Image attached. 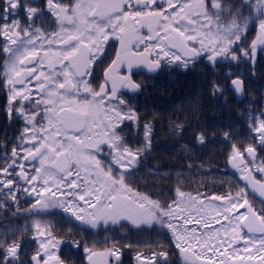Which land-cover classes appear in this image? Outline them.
<instances>
[{"label": "snow or ice", "instance_id": "snow-or-ice-1", "mask_svg": "<svg viewBox=\"0 0 264 264\" xmlns=\"http://www.w3.org/2000/svg\"><path fill=\"white\" fill-rule=\"evenodd\" d=\"M0 38V218L59 217L0 227V264H75L72 250L81 248L87 264H126L128 252L130 264H171L173 245L185 264H264V106L256 98L264 88H252L264 80V0H0ZM109 41L118 42L114 55ZM139 67L150 80L209 71L207 97L222 107L228 93L252 95L236 110L246 143L231 123L191 129L201 148L219 135L243 186L207 197L179 183L172 195L141 191L149 186L136 174L159 147L162 114L142 110L138 97L154 84L134 79ZM192 101L193 110L203 107ZM168 127L178 139L190 130L175 120ZM191 151L182 144L173 166L191 169L180 163L197 158ZM146 171L153 181L172 179L161 164ZM249 190L260 194L259 207ZM132 228L163 238L105 236L92 247L77 239V229ZM100 243L104 250H94Z\"/></svg>", "mask_w": 264, "mask_h": 264}, {"label": "trees", "instance_id": "trees-1", "mask_svg": "<svg viewBox=\"0 0 264 264\" xmlns=\"http://www.w3.org/2000/svg\"><path fill=\"white\" fill-rule=\"evenodd\" d=\"M209 71L203 74L197 73H161L154 79L150 80V86L142 96L138 97L140 105H147L149 111L156 109L162 115L157 118L155 123V137L154 140L159 147L153 149V155L144 161L143 167L136 174L137 181L143 177L148 183V188H142L141 191H149V189L159 190L161 187L168 195L174 194V189L177 184L181 186V190L185 193H190L192 196H197L199 193L202 197L210 196L211 194H223L225 191L234 190L229 188V185L234 187L243 186L240 182V173L238 170L233 169L231 165L226 163V155L221 152L227 147L224 143L219 142V135L217 136V143L209 144L206 148L194 146L193 135L191 129L199 131L201 127H207L209 132H215L218 128L227 127L229 123L233 125V131L236 133L237 138L241 142H247L248 129L245 123V118L238 115L237 109L244 108L248 105L252 95L246 96V100L238 102L233 94L228 93V107H222L223 101L219 103L207 97V89L204 84V77L210 76ZM253 92L256 89L264 88V80H256L252 85ZM264 96V91L256 92L258 106H264V100L260 98ZM200 97L202 99L203 107L200 110H193L191 107L192 98ZM150 117H145L149 119ZM175 120L189 127V131L183 133V138H174V134L170 132L168 122ZM210 122V123H209ZM133 140V144H135ZM182 144H187L191 149L190 155H195L197 158L189 161L187 156H184L180 163H191L192 168H179L174 167L172 157L180 155L179 149ZM168 149L172 151L169 152ZM154 164H161L164 172H171L172 179L160 181L157 178L153 181L147 175V169L151 168ZM200 165H203L201 168ZM181 172L183 175L177 181L176 172ZM172 189L173 192H170ZM155 198V197H153ZM249 199L254 201L257 206H260L252 196ZM23 220V226L26 222L33 219H59V217H28L17 218ZM3 225H0L2 227ZM65 229L71 225L65 224ZM59 230V229H58ZM79 235L77 239L83 237L84 242L92 247L93 241L102 242L105 236H115L117 239L123 241H144L162 239L157 232L137 231L134 228L131 230L121 229L117 232H105L103 229L83 231L76 230ZM66 238V237H65ZM111 246V245H107ZM105 245L98 244L94 250L103 251ZM140 251H147L145 248H140ZM170 261L171 264H185L184 255L176 249L174 245L170 247ZM62 252L65 256L70 255L68 248L63 247ZM71 255L75 258V264H87L86 254L83 248L76 250L73 249ZM132 253L128 252L125 260L126 264H130Z\"/></svg>", "mask_w": 264, "mask_h": 264}, {"label": "flooded vegetation", "instance_id": "flooded-vegetation-1", "mask_svg": "<svg viewBox=\"0 0 264 264\" xmlns=\"http://www.w3.org/2000/svg\"><path fill=\"white\" fill-rule=\"evenodd\" d=\"M146 32H147L146 28L141 29V34H146ZM0 39H2V38H0ZM116 48H118V42L109 41L108 50H109V54L110 55H114V49H116ZM2 63H3V60L0 59V64H2ZM122 71H123V69H122ZM135 73H136V75L134 76V79L137 80V81L142 80V79L143 80H150L149 75H146L145 73H143L141 71L135 72ZM155 77H157V76H155ZM155 77H152L151 79H154ZM28 207H29L28 203H25V204L22 205L23 209H26ZM28 222H30V221H28ZM22 223H23V220L12 219L11 218V213H9L8 216L5 217V218H0V225L8 224L9 226H14V225H22Z\"/></svg>", "mask_w": 264, "mask_h": 264}, {"label": "water", "instance_id": "water-1", "mask_svg": "<svg viewBox=\"0 0 264 264\" xmlns=\"http://www.w3.org/2000/svg\"><path fill=\"white\" fill-rule=\"evenodd\" d=\"M139 71L148 74V70H147V68H145V67H139V68H135V69H134V72H139ZM148 75H149V74H148ZM236 99H237V101H244V100L246 99V96L243 97V98L236 97ZM240 181H241V183L243 184V181H242L241 179H240ZM249 192H250V194H251L253 197L257 198L258 200L261 199L260 194H259L258 192L254 193V194L251 192V190H249ZM241 211H242V210H241ZM245 231H246V230H245Z\"/></svg>", "mask_w": 264, "mask_h": 264}, {"label": "rangeland", "instance_id": "rangeland-1", "mask_svg": "<svg viewBox=\"0 0 264 264\" xmlns=\"http://www.w3.org/2000/svg\"><path fill=\"white\" fill-rule=\"evenodd\" d=\"M213 227H218V225H213Z\"/></svg>", "mask_w": 264, "mask_h": 264}]
</instances>
